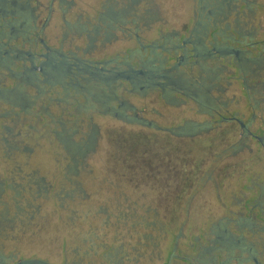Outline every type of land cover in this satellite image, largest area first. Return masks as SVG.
I'll list each match as a JSON object with an SVG mask.
<instances>
[{"label": "rangeland", "instance_id": "obj_1", "mask_svg": "<svg viewBox=\"0 0 264 264\" xmlns=\"http://www.w3.org/2000/svg\"><path fill=\"white\" fill-rule=\"evenodd\" d=\"M5 1L1 9L14 3L29 15L6 21L36 22L57 53L84 44L76 27L99 30L109 40L88 58L103 59L109 70L135 62L129 33L136 29L145 42L163 46V60L188 40L176 53L184 51L187 59L171 74L190 91H169L166 100L157 92L146 100L131 97L146 108L143 117L153 123L146 129L105 115L109 109L72 116L68 105L62 113L55 108L53 120L66 128L67 145L46 124L29 129L35 126L30 120L9 139L17 149L3 155L0 147V261L236 264L223 243L230 236L245 246V258L264 264V149L244 141L239 124L223 122L237 113L264 134V54L255 74L233 58L197 56L211 51L212 41L246 52L244 45L254 41L247 37L248 22L264 44V0ZM257 82L263 87L254 90Z\"/></svg>", "mask_w": 264, "mask_h": 264}, {"label": "trees", "instance_id": "obj_2", "mask_svg": "<svg viewBox=\"0 0 264 264\" xmlns=\"http://www.w3.org/2000/svg\"><path fill=\"white\" fill-rule=\"evenodd\" d=\"M7 16L29 15L24 7L14 3L0 8V147L3 155L9 149H17L9 144V139L19 137L30 120L35 122V126L29 129L35 131L36 127L46 124L50 135L67 145L66 128L60 125L61 121L53 120L55 108L62 113L61 110L68 105L72 116L73 112L84 115L89 110L99 113L101 109H109V114L105 115L125 125L146 129L153 125L143 117L146 108L132 104L131 97L146 100L151 93L157 92L166 100L169 91L186 95L190 91L170 73L179 66L180 57L176 53L180 52L178 47L182 46L181 43L176 46L178 49L174 50L172 57L167 56L163 60V46L158 42H145L140 29H136L135 34L129 33L136 45L135 55L129 58H135V62L129 60L127 67L120 63L116 69L109 70L103 59L88 58L90 54L97 53L100 44L109 40L99 30L92 32L83 24L76 27L75 37L84 44L76 52L57 53L44 38L43 27L38 28L36 22L33 24L34 21L28 20L7 22ZM115 16L119 18L117 14L107 17L112 19ZM100 21L101 16L97 19L98 24ZM65 38L66 33L61 41ZM152 54L158 57L153 69ZM116 84L121 94L116 93ZM223 243L229 249V261L255 263L252 258H245L247 250L242 242L225 236ZM239 256L241 258H237Z\"/></svg>", "mask_w": 264, "mask_h": 264}, {"label": "flooded vegetation", "instance_id": "obj_3", "mask_svg": "<svg viewBox=\"0 0 264 264\" xmlns=\"http://www.w3.org/2000/svg\"><path fill=\"white\" fill-rule=\"evenodd\" d=\"M242 1L248 3L247 0H242ZM5 2H6L5 0H0V6L2 7L3 6L2 4H5ZM244 26L249 28V32L248 33H250V34L247 33L248 35L247 34H245V35H247V37H250V38H252L254 40L251 44L247 43V44L244 45L247 48L246 52H243L242 50H239V49H236V48H233V47L218 48V46L214 44V41H212V42H210V44L214 46L212 48V50L208 51V50L204 49V51H207V52H202V51H198L197 50L198 53H199L197 56H199L200 58H207V57H212L213 55L217 54V55H219L221 60L225 59V61L229 60V58H233V61L236 60V61L243 62V66L245 65L244 66L245 68H247L248 70H252V72H254V74L256 72H260V70L263 69V66H262V62L263 61H262L261 58L263 57V54H264V44H261L258 41V37L260 36L261 32L258 30L259 29L258 27L253 25V22H250V23L248 22V23L244 24ZM230 28H232V25L231 24L230 25L227 24L226 25V29H230ZM235 31L237 32V30H235ZM214 39H215V41L217 40L216 36H214ZM203 41L204 40L200 39L197 42H199V44L202 45ZM187 42H188V40H183L182 41V46L178 47L179 49L181 48L180 51L181 50L185 51V47H186ZM178 48L175 47L174 50L175 49L177 50ZM184 51H183V55H179V57H180L179 65H181L183 62H185V52ZM255 52H257L256 55L258 57L255 58L254 60L243 57L245 53L248 54V55H252ZM233 61H228V64L232 65ZM246 64H248V65H246ZM251 65H253L255 68L250 69ZM237 68H238V66H237ZM171 71H170V73H171ZM166 79L168 80V77H166ZM175 79L177 81L179 80V78H175ZM170 84L175 85V83H170ZM244 86H245V88H248L246 82H244ZM261 86L263 87V85L260 82H257L255 84V86H253V89L257 90ZM194 95L196 96L195 93H194ZM254 118H255V116H253L252 119H254ZM223 119H224L223 122H228V123H231L233 125L239 124L240 125V132L239 133L241 135L240 137H242L244 141H254V140H256L259 143V145L264 149V134L257 135L254 131L251 130L250 126L247 125L244 122V120H242L238 116L237 113L232 115V116H230V117H228V118H223ZM158 131H165L167 133H172V134L175 133L174 131H172L170 129H163V128H159ZM182 214H185V212H182ZM252 259L255 262L254 264H261V262L257 258H252ZM13 261H15V260H13ZM0 264H51V263H48V262L43 261V260H37V259L31 260L30 259V260H23V261H18V262H14V263H6V262H1L0 261Z\"/></svg>", "mask_w": 264, "mask_h": 264}]
</instances>
